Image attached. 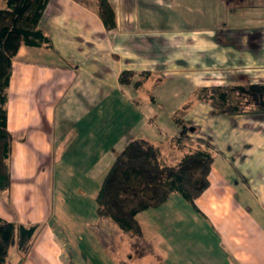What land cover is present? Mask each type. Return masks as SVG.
<instances>
[{"label": "crops", "instance_id": "1", "mask_svg": "<svg viewBox=\"0 0 264 264\" xmlns=\"http://www.w3.org/2000/svg\"><path fill=\"white\" fill-rule=\"evenodd\" d=\"M133 1L127 0V10L123 6L122 12L116 11V27L106 30L96 0H49L39 28L49 37L52 48L21 45L12 59L6 106L7 129L12 135L11 183L6 193H0V219L40 227L27 253L16 249L8 253L11 264H94L73 238L83 232L90 241L96 222L81 216L83 222L72 221L68 229L52 226L55 209L62 205L53 195L54 187L68 188L73 194L78 191L82 198L89 199L95 212L96 192L129 140L123 132L116 135L120 144L125 143L120 148L106 140L96 98L103 95L104 88L107 92L123 89L130 95L131 106L140 105V100L144 103L138 92H144L146 84L138 90L132 85L120 86L122 71H153L168 59L172 67L181 61L211 60L213 66L206 69L215 70L219 56L229 63L247 60L248 55L253 61L247 66L250 70L257 61L263 69L246 80L243 70L247 67L241 71L233 65L224 70L232 75L227 86L264 84V0H142L144 16L149 11L146 8L152 6L167 12L182 8L181 17L197 18L195 21L205 18V23H210L204 28L178 25L173 31L168 24L154 30L147 26L149 23H139L138 10L142 6H135ZM110 3L116 10V2ZM169 23L187 22L182 19ZM104 67L109 72L105 78ZM250 70L245 72L251 74ZM143 73L140 76L146 75ZM178 78L170 81L174 83ZM168 84L163 87L171 89L170 100L176 101L182 87L169 88ZM152 87L156 90L161 86ZM159 91L160 96L162 88ZM145 101L140 120L143 131L148 137L159 138L161 156L166 161L167 156L175 157L168 164H175L189 149L203 147L193 143V137L207 143L213 162L209 185L194 205L178 194H170L164 204L137 214L142 235L129 237L137 238L138 245H130L127 251L152 252L150 244L155 243L160 229L185 220L218 239L214 252L208 251L206 260L198 264H264V115L207 113L202 123L187 134L189 144L176 125L167 131L169 135H163L166 129L157 126L164 123L163 119L157 118L147 98ZM154 128L160 133L152 132V136ZM143 131L137 133L139 139L145 136ZM165 142H169V149ZM71 213L60 214L57 221H65L64 216L76 217ZM105 222L112 231L114 227ZM158 248L163 250L162 245Z\"/></svg>", "mask_w": 264, "mask_h": 264}, {"label": "trees", "instance_id": "2", "mask_svg": "<svg viewBox=\"0 0 264 264\" xmlns=\"http://www.w3.org/2000/svg\"><path fill=\"white\" fill-rule=\"evenodd\" d=\"M0 8V193L9 190L12 135L7 129L6 104L12 59L21 45L51 49L49 37L39 28L49 0H4ZM100 17L106 29L115 27L108 0H99ZM133 72L122 71L119 83L129 84ZM199 98L223 114H264V84L202 88ZM213 155L207 147L189 149L173 165L164 162L160 148L145 139H134L119 152L105 174L94 203L99 218H108L133 237L142 235L137 214L164 204L177 193L194 201L208 187ZM40 224L23 225L0 219V264H10L15 248L25 254Z\"/></svg>", "mask_w": 264, "mask_h": 264}, {"label": "rangeland", "instance_id": "3", "mask_svg": "<svg viewBox=\"0 0 264 264\" xmlns=\"http://www.w3.org/2000/svg\"><path fill=\"white\" fill-rule=\"evenodd\" d=\"M113 1L116 2V10L114 6H112V4L110 3V0H108L114 12V20L116 27V11H118V13L122 12L123 6L125 10H127V0ZM133 2L135 6H142V0H134ZM4 3V0H0V8L5 7ZM96 3L97 13L100 17L99 0H96ZM146 10H149L147 12V16L149 15V18L143 15L142 6V8H139L138 10V22L147 24L149 23L147 26L151 25L152 27H154V30L159 29L167 24L168 29L171 31H173L174 26L178 25L193 26L195 28H204L209 27L210 25L208 21L207 23H205V18L200 19L199 21L202 22L200 23L199 21H195V19L197 18H192L189 16L181 17V13L179 11H183L182 8L171 9V11L167 12V10H160L152 6L150 8H146ZM184 13L186 12H182V14ZM182 19L187 23H169V21L181 22ZM134 27L136 30L135 23ZM147 28L148 27H145L141 30H146ZM135 34L138 33L135 31ZM247 60H229L228 63V61H224V59L219 56L215 62L216 68L215 70H212L213 68L206 69L207 66H213V63L210 62L211 60H195L192 62L190 60L188 62L181 61L179 65L172 67V65L170 64V60L168 59L166 60L164 66L160 68L158 67L153 71L150 69H147L146 71L141 70V72L126 70L133 72V75L129 78V84L126 85H132L134 89L138 90L140 86H144V84H146L144 87V92H138L139 97L144 100V103L142 100H140V102H138V104L140 105L131 106L130 95L127 91H123V89H119L117 91L115 89H112L107 92L106 88H104L103 95L96 98V104L103 114L104 137L108 136L106 140H109L110 144L112 143V141L117 144L114 148H120V146H123V144H125L122 142L120 144V141L118 140L119 136L116 137V135H118L117 133L123 132L124 135H127L129 139L128 142L131 141L133 138L139 139L137 133L139 132L140 134V132H142L144 128V125H141L140 120L143 117V111L145 110L144 107L146 103L145 100L147 98L148 102L150 101V104L155 108V114L159 115H157V118L159 117L163 119L162 121L164 123L162 125H157L162 126L164 127V129H166V132H163V135H169L170 133L168 132L175 128L174 125H176V127L179 128V134L182 133L181 135L184 136L183 140L190 144L191 142L187 134L192 131L193 127L196 128L198 127V125H200V123H202L201 120L207 113H212V115L213 113H218V115L223 114L216 110L208 102L199 98V93L201 89L210 88L212 86L215 87L214 85L227 86L230 82L228 81V78H230L232 75H226L224 70L228 69L229 67H232L233 65H237L242 71L244 67L251 66V63H253L252 59L250 60L248 58V55ZM176 62L177 61H175V63ZM194 63L195 65L197 64V66H191V64ZM228 64H230V66ZM254 64L255 65L251 67V70L249 67L245 68L246 70H250L251 74H247L248 72H245V69L243 70L244 78H246V80L248 77L250 79H253L254 76L252 75V73H256V70L259 71L260 68L263 69V65L258 61L254 62ZM104 72L105 75L103 76V78L109 75V72L105 67L103 69V73ZM140 73L146 75L140 76ZM143 78L146 80L148 79V83H145L146 80H144ZM171 78L172 80H175V78L178 79H176V82L173 83V81H170ZM164 84H168L169 88H171L170 86L173 85H178L179 87H182V91L179 92V98L176 101L170 100L171 89L164 88ZM120 86H122V84ZM152 86L161 87L155 90V87ZM161 88L162 91L160 93L161 95L159 96L158 93L160 92L159 90ZM10 95H12V93H10ZM164 120H167V122H165ZM151 121L154 123L156 119H152ZM152 132L156 134L160 133L159 129L156 128L151 130V135L153 136ZM143 133L145 134L143 139L149 141L151 140L150 142H155V144L159 146L158 137L154 139L151 136L148 137L146 131H143ZM113 136L114 138H110ZM193 139V143L202 144L203 147L207 146V143L205 141L196 139L194 137ZM165 144L166 149H169V142H165ZM163 148L165 149V147ZM162 158L164 162L168 163H173L175 160L174 156L172 158L167 156L168 161H166V158L164 156H162ZM77 176L79 175L77 174ZM54 193V197L58 198V202H62V205L58 206L55 209L56 216L51 222L52 226L56 227L58 225H61L60 227L68 229V225L71 224L72 221L74 223L80 222L81 224L83 222L80 218L81 216L84 217V220H90L91 218H93L94 223L96 222V225H94L91 230L92 233H95V237L92 236L90 241H88L87 236H84L83 232H78L75 238H73L76 241V244H80L79 248L82 249V252L86 255V257L88 256L89 258H91L94 264H198L199 260H206V257L208 256V251H213V249H216V242L218 240L217 238L213 237L210 233L207 232V230H203L201 231V233L199 231V227L196 228L193 226L194 223L183 220L182 222L177 223L176 226H172L169 228L163 227L157 232V234L155 235V243H153L152 241V244L149 243L150 246L153 245L154 247V250L152 252L147 254L143 253V250H141L140 252L130 253L127 250L130 249L129 246L132 244L133 246L138 245L137 238H129L133 236H129L130 234L128 232L120 230L117 225L108 218H102V224L101 222L99 223V220L101 218H99L95 214V212L91 210V202H89L88 198H82V196L79 195L78 191H75L73 194L70 189L64 187L63 189L54 187ZM176 194L177 193H172V195ZM77 211L82 212V215L78 214L79 212ZM66 212H72L71 216L76 215V217L69 219L64 216L65 221H57L58 216L60 214L63 215V213ZM105 221H109L110 225L114 227L112 231ZM86 223L87 222H84V224ZM160 245H162L163 250H159L158 247ZM14 249L15 248L13 247L10 248L9 253H12L11 251ZM129 255H132V258L129 257ZM10 262H12V259Z\"/></svg>", "mask_w": 264, "mask_h": 264}]
</instances>
